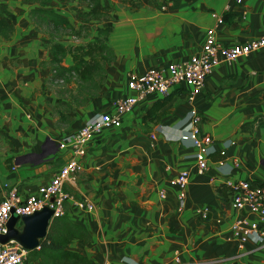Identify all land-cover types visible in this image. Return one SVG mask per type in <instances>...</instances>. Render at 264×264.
<instances>
[{"label":"crops","instance_id":"obj_1","mask_svg":"<svg viewBox=\"0 0 264 264\" xmlns=\"http://www.w3.org/2000/svg\"><path fill=\"white\" fill-rule=\"evenodd\" d=\"M3 1L14 18L10 38L24 35L27 46L36 48L29 18L35 4ZM100 3L110 8L107 14L82 23L91 29L86 43L100 37L112 51L95 93L79 95L74 79L59 97L45 86L48 69H40L38 60L14 69L0 57V198L10 186L27 195L46 184L70 156L57 143L92 116L112 112L114 100L130 94L129 73L192 57L209 30L227 46L264 36V0H141L137 8L123 0ZM54 10L68 18L69 11ZM103 28L109 31L99 36ZM19 43L24 44L13 38L0 53L13 58ZM42 56L49 59L48 51ZM61 64L71 65L72 56ZM61 102L68 108L57 109L54 117L52 108ZM191 107L202 116L200 132L212 137L215 149L201 174L195 148L179 140ZM80 161L82 172L65 188L90 200L94 210L67 203L65 215L85 231L68 248L85 255L88 264H264L263 245L247 241L241 249L232 237L236 219L256 217L234 209L224 185L264 183V47L219 64L192 102L186 86L174 87L167 97L147 96L122 115L119 128L98 132ZM180 170L189 172L183 204L178 188L168 182ZM39 262L27 251L26 264Z\"/></svg>","mask_w":264,"mask_h":264},{"label":"built area","instance_id":"obj_2","mask_svg":"<svg viewBox=\"0 0 264 264\" xmlns=\"http://www.w3.org/2000/svg\"><path fill=\"white\" fill-rule=\"evenodd\" d=\"M247 0H236L242 4ZM225 8H228L226 6ZM165 9V6H161ZM217 18V14L212 13ZM264 47V36L246 42L227 46L219 43L213 30H209L204 38L199 53L192 57L170 62L163 68H148L140 74L129 73L127 88L130 94L113 102L112 112H103L89 118L78 130L65 136L57 143L60 149H68L70 156L51 176L46 184L39 186L34 194L22 195L15 186H10L0 198V236L7 232L6 223L12 213L17 215L32 214L48 206L53 209V216L65 214L67 203L86 212L94 210L93 203L88 199H79L65 188V185L75 184L78 175L83 170L80 157L84 154L86 144L102 129L119 128L121 117L130 113L133 107L149 95L166 97L174 87L186 86L188 100L192 102L204 85L208 75L221 63H233L242 56ZM61 82V81H59ZM202 116L195 107H191L187 121L184 123L179 140L190 142L195 148V168L201 174L208 168L210 155L214 152L213 139L210 135L200 132L199 123ZM154 139V135L150 136ZM233 144V142H228ZM221 156L225 150L219 151ZM170 185L178 188V199L183 204L185 189L189 182V172L180 170L168 179ZM224 185L230 190L231 205L238 211H244L249 216L236 219L231 225L232 237L239 248L247 241L264 246V183L249 180L226 181ZM208 208L203 209L206 217ZM27 250L17 242L10 240L0 242V264H26Z\"/></svg>","mask_w":264,"mask_h":264},{"label":"trees","instance_id":"obj_3","mask_svg":"<svg viewBox=\"0 0 264 264\" xmlns=\"http://www.w3.org/2000/svg\"><path fill=\"white\" fill-rule=\"evenodd\" d=\"M21 1L39 5V7H34L29 11L31 18L38 19L41 23L47 24V26L52 27L54 30H60L59 33L62 30H75L74 25L70 23L67 17L52 8L43 6V3L47 0ZM77 1H84L86 3L87 11L83 13L84 21L88 20L89 17L107 14L108 9H110L103 7L100 0ZM123 3L135 8L142 4L141 0H123ZM108 31L109 28L100 29L98 32L99 36L106 35ZM13 32V23L9 22L3 15H0V37L4 40H9ZM49 48L52 52V58L49 61L51 65L49 75L51 83L61 81L63 82L62 86H67L69 81L75 79V81L79 82V95H84L85 90L88 93H95L98 83L102 79L104 64L112 58V51L103 44L102 38L99 37L94 41L77 45L71 51L72 64L69 66L61 64L62 57L67 50L62 43L52 41ZM91 61L92 63H90ZM81 82H85L86 84H81ZM80 101L83 102L84 99ZM64 104V102L59 103V105ZM75 237H85L84 229L71 223L65 214L55 217L49 226L46 237L41 240L39 248L29 250L28 253L40 258L39 264H88L89 262L85 255L68 248L69 243Z\"/></svg>","mask_w":264,"mask_h":264},{"label":"rangeland","instance_id":"obj_4","mask_svg":"<svg viewBox=\"0 0 264 264\" xmlns=\"http://www.w3.org/2000/svg\"><path fill=\"white\" fill-rule=\"evenodd\" d=\"M48 1V0H47ZM45 1L43 3V6L46 8H61L64 9L65 11H69V14L66 12V15L70 19V21L76 25V29L74 31H61L59 33L58 30H54L52 27L47 26V24L41 23L38 19L36 18H31V28L33 29V33L30 34L31 39L38 40V46L36 48L27 46V42L24 37V35H18L14 33L13 37L10 38L9 40H4L0 37V46L4 48L7 44H9L10 40L13 38L16 39L18 42L24 43L20 44V46L16 45L15 46V51H13V58L6 57L4 52L0 53V57L3 59V65H10V67L16 69L19 66H21L22 63H25L28 61V65H34V61L38 60L39 61V67L40 69H48L47 74V84L45 85L48 90L52 91L55 93V95H60L59 97H62L65 92H66V87L67 86H62L63 82H53L51 83V78H50V69L51 65L49 64L50 59L52 58V52L49 48V45H51V42H60L62 43L66 48V53L62 57V61L67 57H71V51L77 46V45H82L85 44L86 42L84 41L85 39L89 38V34L91 33V29L83 28L84 25L82 24L84 19L83 13L87 11V6L84 1H77V0H49L48 3ZM4 7L1 8V7ZM34 7H39V5H34ZM32 8L29 9V11ZM63 10V12H65ZM7 9L5 6V2L3 0H0V15H3L8 19L9 22L13 23L14 18L12 15H8ZM30 16V15H29ZM96 20V17H89L88 22ZM41 24V25H40ZM50 27V28H49ZM21 34V33H20ZM28 35H26V38ZM33 39V40H34ZM16 43V42H15ZM34 46V43H33ZM20 49V50H18ZM35 49V50H34ZM23 50V51H22ZM45 50L48 51V57L42 56V52ZM20 51V52H19ZM19 52V53H18ZM50 55V56H49ZM70 56V57H69ZM27 65V64H26ZM62 84V85H61ZM68 97V95H66ZM65 97V96H64ZM68 108V106L61 105L57 106V108H52V113L53 116L57 113V109L59 110H64ZM55 117V116H54ZM2 135L0 134V137ZM49 230V229H48Z\"/></svg>","mask_w":264,"mask_h":264},{"label":"water","instance_id":"obj_5","mask_svg":"<svg viewBox=\"0 0 264 264\" xmlns=\"http://www.w3.org/2000/svg\"><path fill=\"white\" fill-rule=\"evenodd\" d=\"M53 212L52 208L45 206L32 214L12 213L6 223L7 232L0 236V242L13 240L27 251L38 248L48 233Z\"/></svg>","mask_w":264,"mask_h":264}]
</instances>
